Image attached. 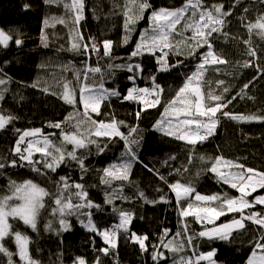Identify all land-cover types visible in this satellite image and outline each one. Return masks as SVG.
I'll list each match as a JSON object with an SVG mask.
<instances>
[{"label":"snow or ice","instance_id":"snow-or-ice-1","mask_svg":"<svg viewBox=\"0 0 264 264\" xmlns=\"http://www.w3.org/2000/svg\"><path fill=\"white\" fill-rule=\"evenodd\" d=\"M43 2L50 7H60L63 12L44 17L40 43L45 48L49 47L46 29L63 25L69 28V47L66 50L82 56L83 60L79 66L71 61L60 66L62 75L56 81L58 91H52L49 87L42 89L45 93L57 96L72 109L63 120L47 123V127L58 129L59 134L55 131L45 132L43 128H16V139L9 149L10 154L0 155V176H6L10 168L19 167L27 168L41 178L16 180L7 176V183L0 188V257H3L0 264H42L33 255L35 241L27 230L30 229L37 236L41 231L60 236L72 229L71 217H76L81 226L93 234L94 247L95 237L103 241L104 246L97 249L103 255L115 254L123 237L138 245L142 253L149 252L151 246L154 264L162 261L166 264L168 257L161 249L173 254V264H218V249L200 251L194 241L204 238L208 241L230 242L235 233L247 230L250 223L255 229L245 264H264V210H256L257 206H264V171L247 167L223 155L213 157L201 154L197 157L196 154L197 145L215 135L222 118L245 122L264 121V112L243 114L227 110L236 96L255 99L248 96L245 90L258 76L264 79V66L256 62L264 56V49H259L252 42L253 35L264 40V0H259L262 10L256 13L254 19H249L247 15L253 8L244 6L241 0H234L227 8L224 3H207L206 0H183L179 7L158 8L154 7L151 0H120L114 4L116 13L123 17V35L119 46L132 43L139 22L145 19L148 22V26L139 31L134 47L124 58L115 56L117 45L112 39L93 35L86 37L80 30L81 21L85 19L86 0ZM29 7L24 5L26 10ZM237 10L241 12L238 19L249 34V39L242 41L247 45L245 55L249 59L237 64L239 68H254L256 72L236 96L227 99L230 88L225 86L226 82L214 81L222 89L217 94L207 74L210 71L232 74L227 71L231 62L222 49L217 51L215 42L230 38L227 29ZM11 43L16 46L23 44L18 31L13 35L0 28V48L6 49ZM185 49V59H179L184 56ZM145 55L155 61V69L147 76L143 75L145 67L142 58ZM173 56L177 57L175 61L172 60ZM93 57L95 63L92 62ZM188 59L195 61L193 67L181 73L182 83L176 89H168L170 98L165 101L166 89L158 82V74H171L184 68ZM120 60L123 62H116ZM116 70L129 73L127 79L132 82V86L127 88L126 93L106 87V81L115 76ZM63 73H70L71 78ZM137 79H146L149 84L140 87L136 83ZM10 82L11 77H7L0 68V86H4L0 87V100L4 99L8 91L6 86ZM38 84V81L34 82L31 87H38ZM113 97L138 105L134 113L137 123L127 124L114 115L110 119H96L104 115L102 108L110 104ZM159 107L163 111L152 127L163 136L183 142L188 147L187 163L171 169L169 176L175 174L180 177L171 182L159 169L143 165L168 188V193L161 194L158 200H149L145 192L131 180V174L136 163H143L140 160L143 136L139 121L145 112ZM16 119L18 117L5 114L0 109V130H6ZM117 142H122L123 150L100 170V184L106 189L104 204L112 206L115 220L107 226H101L94 220V211L103 212L104 208L89 196V188L95 186L81 181L90 171L86 160L92 154V149L97 155L103 154ZM176 158L175 155L169 156L162 166L171 167L169 162ZM195 159L206 165L195 173V179L201 174H212L218 183L236 190L238 195L231 196L227 192L206 195L197 191L195 179L184 177ZM72 162L80 169V180H74L67 174L52 179L59 168ZM126 184H133L137 188V197L145 203L174 202L179 227L171 239L166 241L171 232L168 228L163 229L157 244H151L148 234H137L131 230L135 213L115 204L116 201L131 200L123 194ZM156 191L162 193L159 187ZM230 214L231 220L218 223L221 217ZM192 222L201 226L199 231H190ZM35 251L41 250L36 248ZM57 259L63 264L60 255ZM72 264L89 262L81 255L74 257ZM92 264H102L100 257L97 256Z\"/></svg>","mask_w":264,"mask_h":264},{"label":"trees","instance_id":"trees-1","mask_svg":"<svg viewBox=\"0 0 264 264\" xmlns=\"http://www.w3.org/2000/svg\"><path fill=\"white\" fill-rule=\"evenodd\" d=\"M120 0H86L85 19L81 21L80 30L85 36L93 35L96 37H107L116 42L115 56L124 58L134 47L135 40L140 30L148 26L147 19L140 21L137 25V33L133 35V42L126 46L120 45V38L123 35V17L116 13L114 4ZM154 7H179L183 0H151ZM207 3H224L226 8L234 2V0H206ZM244 6L253 8L248 13L249 19H254L256 13L261 9L259 0H241ZM30 7L26 10L24 5ZM63 9L56 6H48L43 0H0V28L10 31L16 35L17 31L23 40L21 46L11 43L8 48H0V68L7 77H11V82L6 86L8 91L5 93L3 100H0V109L5 114H12L16 119L12 125L6 130H0V155H9V149L14 144L16 135L14 129L26 128H43L45 132L55 131L59 134L58 129L47 127L49 121L63 120V118L72 110L68 105L64 104L57 96L42 91L44 87H49L52 91H58L56 81L62 75L61 62H74L79 66L83 60L73 52L67 51L69 47L68 33L69 28L63 25H57L55 28H48L49 47L45 48L40 43V30L42 21L45 16L60 15ZM241 12L237 10L236 15L231 18L228 27L230 38L224 40L221 38L216 41L217 51L223 50L225 57L231 62L227 71L231 75L225 73H215L210 71L207 78L213 81L212 88L219 94L222 89L218 88L214 81L224 80L225 86L230 88V92L226 94L227 99H231L240 91L243 84L252 78L256 70L254 68H239L237 62L242 64L249 59L245 55L247 45L242 41L249 39V34L244 28L238 17ZM246 22V21H245ZM70 23V22H69ZM254 46L264 49V40L255 35L252 36ZM63 46V49H61ZM187 49L184 56L179 59H185ZM44 56L52 58L51 66L45 71L40 70V63ZM176 56L172 57L175 61ZM7 61V63H5ZM95 63V57L92 60ZM116 62H123L122 60ZM145 67L144 76H147L155 69V61L145 55L142 58ZM264 66V56L258 61ZM103 63V62H102ZM194 60L185 61V67L173 71L171 74L162 73L159 75V81L166 89L165 101L170 98L168 89H176L182 83L183 73L187 68H192ZM235 65L236 67H232ZM237 69H239L237 71ZM63 75L71 78L70 73ZM129 73L123 70H116L115 76L106 81V87L117 88L122 93H126L128 87L132 86V82L127 79ZM39 82L38 87H31L34 82ZM137 85L140 87L147 86L149 81L146 79H137ZM4 87V86H0ZM248 96L255 99L240 98L236 99L228 105L229 111L234 113L252 114L264 112V79L259 76L245 90ZM138 105L134 102H122L120 99L111 98L110 104H105L102 108L104 115L96 117V119H110L114 115L118 120H123L127 124H135L134 113L137 111ZM162 107L151 109L145 112L140 121L139 126L142 130L143 143L140 148V160L143 163H136L133 167L131 180L139 189L145 192L149 200H158L163 193H168L167 186L161 182L156 175L148 171L143 165L147 164L150 168L159 169L161 174L168 177L169 181H174L180 177L173 174L169 176L172 168H180L187 163L188 147L183 143L172 138L163 136L156 131L152 125L159 118ZM125 130L126 129H122ZM123 150L122 142L111 145L110 149L103 154L97 155L95 149L92 154L87 156L86 164L90 171L84 176L82 183L95 186L89 188V196L96 203L101 204L104 208L103 212L94 211V220L101 226H107L114 222L115 217L112 215V206L105 205V186L100 184V170L111 163L119 156ZM197 157L201 154L205 156L223 155L227 159L245 164L247 167L257 168L264 171V121H236L222 118L220 125L213 137L203 144L197 145ZM175 155L177 158L170 161L171 167L162 166V162L169 156ZM190 171L184 174L187 179H195V173L201 168L206 167L199 159H195L193 164L189 166ZM71 175L74 180H80V169L72 162L68 166H62L57 173L52 175V179H56L59 175ZM7 176L13 179L22 180L25 178H33L40 180L35 173L27 168H10L6 176H0V188L7 183ZM197 191L202 194L210 195L213 193L227 192L231 196L238 195L236 190L230 189L227 185L218 183L214 175L201 174L195 179ZM162 189V193H158L156 188ZM259 191V190H258ZM137 188L133 184H126L124 195L131 198L130 201H116L117 207L135 213V219L131 226V230L137 234H148L151 244L158 243V237L163 229H171L169 236L177 231L178 215L176 207L173 203H145L136 195ZM169 195H171L169 193ZM256 210H264V206H257ZM47 218V213H45ZM72 229L68 232L57 236L55 233H45L37 236L28 229V234L32 236L35 244L33 245V255L36 259L42 261V264H60L57 257L61 256L63 264H72V260L76 256H84L89 264L100 257L102 264H154L151 259L152 248L149 252L142 253L138 247L123 237L120 240L119 247L115 254L105 256L97 249L103 247V241L97 236L94 238L95 247L93 246V234L84 229L77 221L76 217H71ZM232 219V215L221 217L218 223ZM23 230V226H21ZM201 226L195 222L191 223L190 231H199ZM42 229V224H41ZM255 226L248 224L247 230L234 234L230 242L225 241H208L204 238L194 241L199 246L200 251H209L211 248L218 249L216 259L218 264H245L248 254L251 251L250 240L254 235ZM39 248L41 251L36 252ZM168 257L166 264H173V254L166 249H161ZM3 257H0L2 260ZM165 264V262H160ZM203 264V262H202Z\"/></svg>","mask_w":264,"mask_h":264},{"label":"rangeland","instance_id":"rangeland-1","mask_svg":"<svg viewBox=\"0 0 264 264\" xmlns=\"http://www.w3.org/2000/svg\"><path fill=\"white\" fill-rule=\"evenodd\" d=\"M43 58H44L43 61L40 63V70L45 71V69L48 66H51L52 58L49 56H44ZM61 64H65V62H61ZM41 65H44V67H41ZM253 195H255V194H253Z\"/></svg>","mask_w":264,"mask_h":264}]
</instances>
